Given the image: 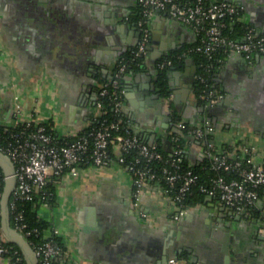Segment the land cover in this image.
Instances as JSON below:
<instances>
[{
  "label": "crops",
  "instance_id": "0c3cea01",
  "mask_svg": "<svg viewBox=\"0 0 264 264\" xmlns=\"http://www.w3.org/2000/svg\"><path fill=\"white\" fill-rule=\"evenodd\" d=\"M235 1L264 31V0ZM136 9V0H0V124L34 116L58 135L79 133L97 114L101 79L136 41ZM149 27L143 67L123 76V115L140 137L170 152L173 110L194 122L208 116L214 144L249 143L264 160V54L227 55L214 71L224 97L201 111L193 91L198 64L190 54L166 69L168 95L156 98L153 89L157 59L193 43L195 34L161 10L152 12ZM17 102L22 109L15 113ZM185 154L189 165L202 161L196 143H187ZM48 188L50 204L39 205L37 214L47 223L44 234L54 226L64 247L54 264H164V254L181 252L177 264H264V236L254 220L229 218L207 196L175 219L176 204L159 182L144 187L135 203L131 176L115 160L53 175ZM8 263L0 256V264Z\"/></svg>",
  "mask_w": 264,
  "mask_h": 264
},
{
  "label": "built area",
  "instance_id": "2783aa9c",
  "mask_svg": "<svg viewBox=\"0 0 264 264\" xmlns=\"http://www.w3.org/2000/svg\"><path fill=\"white\" fill-rule=\"evenodd\" d=\"M136 1L139 35L128 56L119 54L116 57L110 74L100 82L95 93L96 115L104 112L101 108L105 103L98 99L101 95L112 109L114 119H98L96 125L92 124L75 136L58 135L49 122L34 116L16 120L12 125L3 124L5 127L16 126L4 134L0 133V150L7 154L14 166L15 183L8 202L10 222L34 250L35 264H54L55 258L65 250L56 239L57 228L48 226L51 234L45 235V228L28 225L24 202L48 206L52 198L48 188L51 176L75 175L81 166H102L112 160L130 174L135 203L144 187L159 182L171 193V200L176 204L173 214L176 219L186 212L184 200L196 188L207 197L217 199L228 209L230 218L254 220L258 233L264 236V160L254 158V146L247 143L217 146L210 137L214 129L210 118L201 116L198 122L184 118L172 121L170 135L174 145L166 153L158 143L143 140L127 119H122L123 76L130 62L146 56L150 37L149 17L154 10L164 11L193 31L194 42L178 57L192 51L203 54L207 59L203 65L207 72L218 69L230 53L246 60L263 54L264 31L244 21V6L235 0ZM235 22L241 23V30L233 29ZM219 50L222 56L215 59L214 53ZM170 64L171 59L168 58L156 62L160 69ZM194 78L203 83L196 96L202 101H198L202 111L223 99L224 93L214 85L215 80L213 85L208 84L202 72L195 73ZM21 109L17 102L15 113ZM187 143H196L199 147L202 160H206L209 168L207 174H199L193 167L181 163ZM1 191L0 188V198ZM20 252L0 227V256L8 257V264H19L24 261ZM179 259L183 260V257L169 256L164 264H177Z\"/></svg>",
  "mask_w": 264,
  "mask_h": 264
},
{
  "label": "trees",
  "instance_id": "16d2710c",
  "mask_svg": "<svg viewBox=\"0 0 264 264\" xmlns=\"http://www.w3.org/2000/svg\"><path fill=\"white\" fill-rule=\"evenodd\" d=\"M136 11H137V15H136V18H137V16H138V7H137ZM232 27L235 30H241L242 29L241 23H239V22L233 23L232 24ZM191 44L186 45V46H182L181 48H178V49H175V50H170L168 52L163 53L157 59V62L160 61V60L166 59V58L171 59V64H175V63L180 62L181 61V56L178 57V55L181 54L186 48H188L189 46H191ZM128 54H129V50H127V51H125V52L122 53V55H125V56H128ZM187 54L192 55L195 58L196 63L198 64V69H197L196 73L197 72H202L205 75V77H206V82L208 84H212V82L214 80V71L215 70L208 71V72L204 70L203 65L207 62V59L205 58V56H203V54L198 53L196 51H192V52H189ZM221 56H222V52L220 50L219 51H216L214 53V58L215 59L218 58V57H221ZM144 58H145V56L142 57V58H139L137 60H134V61L130 62V64H129V66H128L127 69L128 70L129 69H141L143 67ZM168 67H169V65H167L164 68L160 69L157 66H155L154 84L157 87L159 93L162 94V95H165V96L170 93V88H169V86H168V84L166 82V78H165V71H166V69ZM107 77L108 76L103 77L101 79V81L105 80ZM214 85L216 86L215 81H214ZM202 86H203V83L199 82L196 79L194 80L193 91H194L195 97L198 96V94H199ZM97 90H98V87L96 88V92H97ZM98 99L105 103L104 106H102V108H101L102 111L104 109V112H102L99 116L94 115V117L91 118L90 123L87 126H85L81 131L85 130L86 128H89L92 124L93 125H96L97 122H98V119L105 118L107 120H111V119H114L115 118V116H113L112 109L110 108V106H108L106 104L107 103L106 98L103 97V96H101V95H99L98 96ZM196 99H197V101H199V103L202 102L197 97H196ZM171 116H172L173 120H176V119H179L180 118V116H178L176 114L175 110H173L171 112ZM122 119L124 121L126 120L125 117H124V115H123V113H122ZM14 128H16V126H14V127L13 126H7V127H5V125L0 124V133L1 134H4V133L7 132V129L9 130V129H14ZM160 148H161V146H160ZM181 163L184 166L185 165H189L187 163V161H186V154H185V152H183L182 155H181ZM206 164H207L206 160L203 159L199 165H189V166L193 167L199 174L204 175V174H207L209 172V168H208V166ZM0 175H1L0 188L2 189V186H3L2 175H3V173H2L1 168H0ZM205 196H206L205 193H203V192L199 191L198 189L194 188L193 189V192L185 198L184 203L187 206L189 204H193L195 202L202 201ZM23 207H24L25 219H26V221H27V223H28L29 226H37L39 228H44V227L47 226V223L43 219H41L40 216L37 214V207H38L37 204H35L32 201H25ZM56 239L59 240L57 237H56ZM12 244L20 252L19 247L16 244H14V243H12ZM177 256L183 257V256H185V254H184V252H181ZM23 263H24L23 260L21 262H19V264H23Z\"/></svg>",
  "mask_w": 264,
  "mask_h": 264
},
{
  "label": "water",
  "instance_id": "95a60500",
  "mask_svg": "<svg viewBox=\"0 0 264 264\" xmlns=\"http://www.w3.org/2000/svg\"><path fill=\"white\" fill-rule=\"evenodd\" d=\"M153 89H156V98H161L160 93L155 86H153ZM200 110L202 111L203 108L200 106ZM191 122L194 120L190 119ZM134 130L137 133H140V129L138 128V125H132ZM148 142H153L152 138H149L147 140ZM0 168L3 173V186L1 191V198H0V227L5 235V237L11 242L16 244L21 253L23 254L24 263L23 264H35L37 257L35 255L34 250L29 245L28 241L25 239V237L19 233L10 222V216H9V196L11 193V190L15 183V176H14V166L10 158L5 154L3 151L0 150ZM264 238V237H263ZM181 250L179 249L178 252ZM165 253V251H164ZM166 255L164 254V263L166 262Z\"/></svg>",
  "mask_w": 264,
  "mask_h": 264
},
{
  "label": "flooded vegetation",
  "instance_id": "af4514ba",
  "mask_svg": "<svg viewBox=\"0 0 264 264\" xmlns=\"http://www.w3.org/2000/svg\"><path fill=\"white\" fill-rule=\"evenodd\" d=\"M239 2V1H238ZM240 3H242V2H240ZM243 4V3H242ZM243 6H244V4H243ZM244 13H245V7H244V9H243V16H244V21L246 22V23H250V24H252L251 22H250V20L249 19H247L246 17H245V15H244ZM135 15H134V17H133V22H134V25H135V28H136V30H137V37H138V35H139V30H138V27H137V24H136V21H137V18H136V15H137V11L134 13ZM137 39V38H136ZM147 47H148V45H147ZM264 54V53H263ZM260 55H262V54H260ZM156 65V64H155ZM194 80H195V78H194ZM198 102V101H197ZM230 218V217H229ZM260 235H262V234H260ZM263 236V235H262ZM176 256V255H175ZM177 257H179V256H177Z\"/></svg>",
  "mask_w": 264,
  "mask_h": 264
},
{
  "label": "rangeland",
  "instance_id": "374dc122",
  "mask_svg": "<svg viewBox=\"0 0 264 264\" xmlns=\"http://www.w3.org/2000/svg\"><path fill=\"white\" fill-rule=\"evenodd\" d=\"M248 144H249V143H248ZM249 145H250V144H249ZM254 158H255V159H258V160L260 159V158L257 157V156H254ZM79 168H80V167H79ZM79 168L77 169V172H78ZM7 258H8V257H7ZM8 261H9V258H8Z\"/></svg>",
  "mask_w": 264,
  "mask_h": 264
}]
</instances>
